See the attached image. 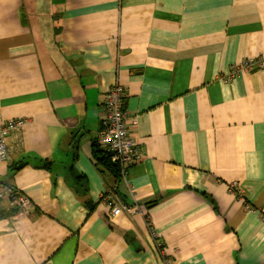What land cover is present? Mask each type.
<instances>
[{
	"label": "crops",
	"instance_id": "0c3cea01",
	"mask_svg": "<svg viewBox=\"0 0 264 264\" xmlns=\"http://www.w3.org/2000/svg\"><path fill=\"white\" fill-rule=\"evenodd\" d=\"M261 53L264 0H0V116L28 118L0 203L29 200L0 264H264V66L224 80ZM116 82L141 158L109 190L92 144Z\"/></svg>",
	"mask_w": 264,
	"mask_h": 264
},
{
	"label": "built area",
	"instance_id": "2783aa9c",
	"mask_svg": "<svg viewBox=\"0 0 264 264\" xmlns=\"http://www.w3.org/2000/svg\"><path fill=\"white\" fill-rule=\"evenodd\" d=\"M264 66V53L255 58L243 59L232 64L224 80L232 81L244 73L251 72ZM125 90L118 82L110 89L106 90L101 96V128L97 135L100 145L106 150L112 151V160H117L121 164V176L125 175L129 168L141 158L138 144L130 136V129L136 125V118H129L124 110ZM28 122V118L16 117L4 119L0 116V159H5L8 154L4 137L9 134H17L22 126ZM234 183L229 184L232 188ZM241 194V191H238ZM11 206L25 210L29 205V200L24 195H13L9 198ZM138 209V205L128 203H116L111 207V213L117 215L121 210L131 213ZM153 237V238H152ZM153 247L159 257L163 260V248L152 233Z\"/></svg>",
	"mask_w": 264,
	"mask_h": 264
},
{
	"label": "trees",
	"instance_id": "16d2710c",
	"mask_svg": "<svg viewBox=\"0 0 264 264\" xmlns=\"http://www.w3.org/2000/svg\"><path fill=\"white\" fill-rule=\"evenodd\" d=\"M93 149V158L95 160L96 164H99V168L101 173H104V176L106 177L107 181V187L110 190H114L113 187H115L118 184V180L121 176V164L117 160H112V151L106 150L103 148L99 141L95 139L92 144ZM83 187V194L86 191L84 189V184L81 183ZM114 185V186H112ZM17 193H13L9 197L11 198L13 195H16ZM155 202H151L153 204ZM94 209L92 207L90 209V212ZM19 211L17 206H10L5 207L0 203V219L11 217L15 214H17Z\"/></svg>",
	"mask_w": 264,
	"mask_h": 264
},
{
	"label": "rangeland",
	"instance_id": "374dc122",
	"mask_svg": "<svg viewBox=\"0 0 264 264\" xmlns=\"http://www.w3.org/2000/svg\"><path fill=\"white\" fill-rule=\"evenodd\" d=\"M14 192H13V190L12 189H6L5 190V192H3L2 194H1V197H3V196H6L8 199L10 198L9 196L10 195H12ZM16 195H21V194H16ZM11 206V205H10ZM20 211V210H19ZM18 211V212H19Z\"/></svg>",
	"mask_w": 264,
	"mask_h": 264
},
{
	"label": "clouds",
	"instance_id": "9594fccd",
	"mask_svg": "<svg viewBox=\"0 0 264 264\" xmlns=\"http://www.w3.org/2000/svg\"><path fill=\"white\" fill-rule=\"evenodd\" d=\"M25 118V117H24ZM6 159V158H5ZM5 159H0V160H5Z\"/></svg>",
	"mask_w": 264,
	"mask_h": 264
}]
</instances>
